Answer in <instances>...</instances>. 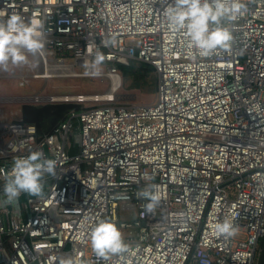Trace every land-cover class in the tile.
<instances>
[{
  "label": "built area",
  "instance_id": "obj_1",
  "mask_svg": "<svg viewBox=\"0 0 264 264\" xmlns=\"http://www.w3.org/2000/svg\"><path fill=\"white\" fill-rule=\"evenodd\" d=\"M172 2L0 0V20L44 23V48L21 84L82 75L76 67L91 65L97 50L111 85L121 80L116 63L130 58L157 77L154 100L137 105L113 94L34 91L28 103L81 105L48 133L0 122V264H254L264 236V0H243L246 14L227 24L229 50L195 59L184 33L166 26ZM37 150L56 160V175L43 178L41 197L21 193L5 205L3 177ZM149 186L160 195L151 213L139 195ZM128 209L135 219H120ZM100 219L117 226L128 251L92 253ZM225 220L231 237L215 231Z\"/></svg>",
  "mask_w": 264,
  "mask_h": 264
},
{
  "label": "clouds",
  "instance_id": "obj_2",
  "mask_svg": "<svg viewBox=\"0 0 264 264\" xmlns=\"http://www.w3.org/2000/svg\"><path fill=\"white\" fill-rule=\"evenodd\" d=\"M248 8L243 0H173L163 15L166 26L173 31L183 32L187 46L196 56L209 57L218 50L227 51L233 41V29L227 24L237 21L246 14ZM6 15L0 12V17ZM44 23L38 18L25 22L23 16L11 14L6 20H0V71L9 67L29 65V56H35L44 48ZM105 47L114 46L111 40L102 41ZM105 56L96 51L91 65H86L84 75L99 77L100 66ZM90 69V70H89ZM57 162L45 158L41 151H32L26 157L13 161L10 173L3 177V203H15L21 193L41 197L43 195L45 176L56 175ZM148 201L145 211L151 213L160 202V195L152 186L139 193ZM218 235L231 237L235 234L233 224L225 220L217 223ZM92 253L102 259L119 256L128 251V245L117 226L105 219L98 220L89 234ZM63 264H74L71 258Z\"/></svg>",
  "mask_w": 264,
  "mask_h": 264
},
{
  "label": "rangeland",
  "instance_id": "obj_3",
  "mask_svg": "<svg viewBox=\"0 0 264 264\" xmlns=\"http://www.w3.org/2000/svg\"><path fill=\"white\" fill-rule=\"evenodd\" d=\"M129 44L135 45L136 40L128 41ZM133 58L128 59L131 60ZM128 63V62H127ZM126 63V64H127ZM106 63L100 66L103 72ZM28 68L29 72H33L36 67L34 59L29 56V65L21 67H9L8 71H0V122H9L20 117V105L30 102L27 95L41 89L43 93H84V94H103L111 84L105 76L91 77L82 75H70L64 77L29 78L28 84L20 83L22 74ZM77 72L84 73L85 67H76ZM154 92H146L137 88H129L120 82L113 91L114 102L125 105H137L150 103L154 100ZM103 103V102H101ZM26 193L20 197L25 198ZM119 217L122 220L132 221L136 217V210H119ZM258 254L254 264H258Z\"/></svg>",
  "mask_w": 264,
  "mask_h": 264
},
{
  "label": "trees",
  "instance_id": "obj_4",
  "mask_svg": "<svg viewBox=\"0 0 264 264\" xmlns=\"http://www.w3.org/2000/svg\"><path fill=\"white\" fill-rule=\"evenodd\" d=\"M116 66L123 85L146 92L155 91L157 77L150 64L131 59L127 64L116 63ZM71 108L79 109L81 105L75 103H22L19 120L23 123L34 124L39 134L48 133ZM259 245L258 264H264V236Z\"/></svg>",
  "mask_w": 264,
  "mask_h": 264
},
{
  "label": "bare ground",
  "instance_id": "obj_5",
  "mask_svg": "<svg viewBox=\"0 0 264 264\" xmlns=\"http://www.w3.org/2000/svg\"><path fill=\"white\" fill-rule=\"evenodd\" d=\"M44 72H48V70H42ZM46 75V74H44ZM116 89V85H111L109 89L103 94L105 97L111 98L113 91Z\"/></svg>",
  "mask_w": 264,
  "mask_h": 264
},
{
  "label": "crops",
  "instance_id": "obj_6",
  "mask_svg": "<svg viewBox=\"0 0 264 264\" xmlns=\"http://www.w3.org/2000/svg\"><path fill=\"white\" fill-rule=\"evenodd\" d=\"M15 120H19V118L18 119H15Z\"/></svg>",
  "mask_w": 264,
  "mask_h": 264
}]
</instances>
